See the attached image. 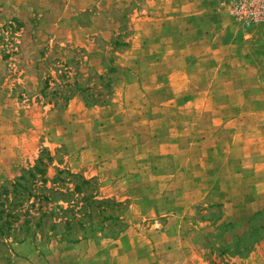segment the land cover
Here are the masks:
<instances>
[{
  "label": "rangeland",
  "instance_id": "obj_1",
  "mask_svg": "<svg viewBox=\"0 0 264 264\" xmlns=\"http://www.w3.org/2000/svg\"><path fill=\"white\" fill-rule=\"evenodd\" d=\"M44 149L92 183L7 207L0 264H264V0H0V184Z\"/></svg>",
  "mask_w": 264,
  "mask_h": 264
},
{
  "label": "trees",
  "instance_id": "obj_2",
  "mask_svg": "<svg viewBox=\"0 0 264 264\" xmlns=\"http://www.w3.org/2000/svg\"><path fill=\"white\" fill-rule=\"evenodd\" d=\"M119 44L126 45L127 42H119ZM110 68L115 69L114 66H111ZM100 77L103 76L100 75ZM82 89L87 90L89 88L88 86L84 85ZM82 89L80 90L82 91ZM87 102L92 104L99 103V101L95 99L92 100V102L87 100ZM55 159H56V155H53L51 150L44 149L41 151L34 165L28 168H24L22 173L19 176H17L14 180L0 184V198L3 196V198L0 200V216L3 217V214H6L8 217V215L11 214L16 219L17 218L19 219L20 214L18 212L14 213L12 209L8 210L7 207H9L10 205H13V207L18 205L23 206V204L27 202L29 198L31 199L32 196L34 199L41 196V198L45 199L46 201L53 200L55 203L57 202L56 207L64 213H67L73 209L74 205L69 203V201L72 200L61 197L53 198L51 197L50 194L42 191H57L61 194L69 195L81 191V185L75 182L77 178H82V182L85 184H91L92 180L90 178H87L79 174L78 172H74L69 169L59 168V167L56 168V173L54 174V176L52 178H49L47 176L48 167L50 164L54 163ZM49 182L51 183V185H48ZM59 183H66V186H64V188L66 189L65 191L56 188V184ZM67 183H73L74 188L72 189L70 186L67 185ZM93 196L94 197H92V199L96 197L95 195ZM83 199L91 200L90 196H85V195ZM95 201H98V203L106 202L104 200L102 201L97 198H95ZM110 201L111 200H109L108 202ZM62 202H68V206L65 207L64 204H62ZM112 203L116 205V203H119V201H112ZM31 205L34 206V202H32ZM38 209L40 215H39V219L35 222V227H37L38 229L39 228L42 229L43 227L42 219L45 216L55 215V212L53 210L43 209L41 207H38ZM25 212L30 214L29 210H25ZM110 217L111 219H114V221L120 226V228L117 234L106 235V236L118 237L119 234L123 232L125 228V226L124 227L121 226V223L123 222V214L122 213L120 214L119 211V213L111 214ZM75 219H77V221H75ZM7 221H8L7 224H9V226L11 227L13 225V220L11 221L7 220ZM31 221H32L31 218H27V217L24 218L23 222L20 224V227L30 224ZM75 222H77L78 225L80 226H84V222L81 221V219L78 218L77 215H75V213H73L72 218H69V216L67 215L59 216L58 219H55L54 221L51 222L50 228L56 229L58 225H62L65 231L69 234L71 233V230H73ZM3 227L4 226L0 225V230L3 231L4 230ZM86 237H87L86 234H83L81 236V238H86ZM78 239L79 238H75V237L67 238V240L70 242H76L78 241Z\"/></svg>",
  "mask_w": 264,
  "mask_h": 264
},
{
  "label": "crops",
  "instance_id": "obj_3",
  "mask_svg": "<svg viewBox=\"0 0 264 264\" xmlns=\"http://www.w3.org/2000/svg\"><path fill=\"white\" fill-rule=\"evenodd\" d=\"M90 153H92V155ZM82 154L83 155H88L90 157L89 159H92V158L94 159L95 158L94 152L91 151L88 148L83 149L82 150ZM110 165H111V163H110ZM114 166L117 168L116 170L122 171V173H120V174L125 173L123 171L124 170V167L122 166V163H120V162L114 163ZM98 172H99V170H96V173H98ZM127 232L128 231L126 230V233ZM88 240H90V239H82L80 241L70 242V241H65V240H62V239H58L55 244L57 246H61V247L63 246L62 249H67L68 251L71 252V250L76 249V248H86V247H88V245H89V243L91 241L90 240L88 242ZM53 244L54 243L52 242V243H48V244L45 245V247H46L45 253L46 252H49L48 247L51 246V245L53 246ZM31 245H33V243H31L30 241H29V243H28V241L17 242L16 243V250H17V254H18V255H16V260H15L16 261V264H36L37 253L36 252H31V250H32L31 249V247H32ZM82 255H84V257L82 258V261L83 260L86 261L90 257V253H88L87 251H84L82 253ZM92 256H94V254H92ZM54 257H55L54 256V253L51 252L50 254L49 253H46L45 256H44V259L50 261L51 264H53V261L55 259ZM69 257H68V260H69ZM73 260H74V258L72 257L70 259V261L73 262Z\"/></svg>",
  "mask_w": 264,
  "mask_h": 264
}]
</instances>
